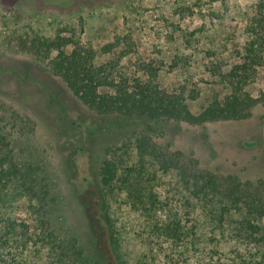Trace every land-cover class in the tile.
Here are the masks:
<instances>
[{
  "label": "rangeland",
  "instance_id": "1",
  "mask_svg": "<svg viewBox=\"0 0 264 264\" xmlns=\"http://www.w3.org/2000/svg\"><path fill=\"white\" fill-rule=\"evenodd\" d=\"M140 1L0 0V116L5 117L10 128L7 130L12 131L9 140L14 158L35 168L38 190L47 182L51 224L61 234L74 235L91 264L100 258L95 247L97 230L90 221L91 195L85 183L96 181L106 149L122 138L127 125L82 105L49 69V61L57 51L38 55L28 48L29 42L35 35L52 38L73 33L81 44L94 49L109 45L108 52L95 54L96 64L118 61L130 84L134 78H150L168 92L179 86L194 88L197 97L188 106L198 113L207 104L222 100L228 91L218 72L240 61L237 52L250 39L246 14L257 0ZM107 6L131 10L141 19L125 23L124 30L119 31L115 24L101 23L105 18L102 14H109ZM175 30L183 38L182 49L178 53L175 47L162 51ZM155 33L164 37L153 38ZM72 49L71 44L65 47L66 52ZM173 54L178 56L174 66ZM245 90L261 99L247 119L213 120L202 125L170 120L156 126L154 140L189 153L201 166L215 172L264 181V66L257 67ZM99 91L114 90L100 86ZM20 126L23 131L18 130ZM142 180L161 190L176 184L173 174H143ZM14 212L29 232L37 231L36 216L25 197L16 201ZM115 213L119 249L127 264L155 259L168 264L164 257L167 251L159 254L157 247L146 240L148 228L138 212L121 209ZM225 248L223 245L222 250ZM208 259L211 264H231L227 253ZM254 259L252 264L258 260Z\"/></svg>",
  "mask_w": 264,
  "mask_h": 264
},
{
  "label": "trees",
  "instance_id": "2",
  "mask_svg": "<svg viewBox=\"0 0 264 264\" xmlns=\"http://www.w3.org/2000/svg\"><path fill=\"white\" fill-rule=\"evenodd\" d=\"M246 16L250 39L237 52L240 61L218 72L228 91L222 100L207 104L198 113L188 106L197 97L194 88L179 86L168 92L150 78H134L130 84L118 61L96 64L95 54L108 52L109 45L97 50L81 44L73 33L52 38L35 35L29 42L28 48L38 55L57 51L49 69L82 105L127 125L122 138L106 149L96 181L85 183L91 195L90 221L97 230L95 247L100 261L94 264H127L116 229L115 212L121 209L138 212L148 228L146 240L159 254L167 251L168 264L187 260L211 264L208 258L226 253L231 264H252L255 257L256 264H264V181L215 172L189 153L153 138L156 126L170 120L202 125L250 117L251 109L261 101L245 86L257 67L264 66V0H257ZM70 44L73 49L66 52ZM100 86L114 91L100 92ZM7 129L5 117L0 116V264H91L78 239L61 234L51 224L46 202L49 185L46 182L37 189L35 168L14 158L9 140L12 131ZM158 173L173 174L177 185L153 189L142 180L143 174L156 177ZM20 197L26 198L36 216L35 233L14 212Z\"/></svg>",
  "mask_w": 264,
  "mask_h": 264
},
{
  "label": "crops",
  "instance_id": "3",
  "mask_svg": "<svg viewBox=\"0 0 264 264\" xmlns=\"http://www.w3.org/2000/svg\"><path fill=\"white\" fill-rule=\"evenodd\" d=\"M140 3H142V0L140 1ZM106 9L109 11V14L108 15H106L104 13L102 14V17L105 15L104 16L105 18H102V19L100 18L102 20L101 23L105 24L106 26H108L109 23L112 24V25L115 24V25H117L120 28L119 31H123L124 30L125 23L128 24L129 21H132V20L134 22H137V20H140L141 19V17L138 16L139 14L137 15V13L135 14V12L133 14H131L132 13L131 10H130V12L127 11L126 9L124 11H122V9L116 8V7H113V6H107ZM157 21L159 22V20H157ZM161 21L164 24L165 23L168 24V22L165 19H162ZM98 23H100V20L97 21V24ZM156 27H158V26H156ZM166 27L168 28L169 26L167 25ZM109 30L111 31V29H109ZM159 30H161V29H159ZM152 35H153V38H156V39H158V37H164V34H161V33H158V34L155 33V34H152ZM177 36H179L178 39L176 38ZM182 39L183 38L180 35V32L179 31H176V30L173 31L172 34H171V36L168 39H166V41H165L166 44L165 45H162L161 50L162 51H168V50L171 51L172 50V47H175L174 50H175V52L178 53L180 51V49H182V47H183V43L184 42H183ZM180 40H181V42H183L182 43V46H181ZM176 42H177V45H176ZM172 45H176V46H172ZM173 55H175V54H173ZM175 80H177V79H175Z\"/></svg>",
  "mask_w": 264,
  "mask_h": 264
}]
</instances>
